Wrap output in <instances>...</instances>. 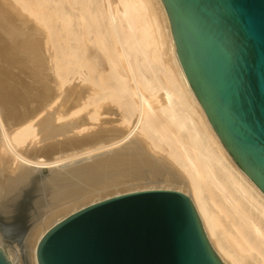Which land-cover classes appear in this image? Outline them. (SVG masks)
Instances as JSON below:
<instances>
[{"label": "bare ground", "instance_id": "6f19581e", "mask_svg": "<svg viewBox=\"0 0 264 264\" xmlns=\"http://www.w3.org/2000/svg\"><path fill=\"white\" fill-rule=\"evenodd\" d=\"M161 177L186 187L224 264H264V193L192 92L162 1L0 0V218L32 194L30 264L82 186Z\"/></svg>", "mask_w": 264, "mask_h": 264}, {"label": "water", "instance_id": "95a60500", "mask_svg": "<svg viewBox=\"0 0 264 264\" xmlns=\"http://www.w3.org/2000/svg\"><path fill=\"white\" fill-rule=\"evenodd\" d=\"M192 92L238 167L264 193V0H161ZM22 244V240H16ZM37 264H224L191 198L145 189L51 225ZM0 264H11L0 247Z\"/></svg>", "mask_w": 264, "mask_h": 264}, {"label": "rangeland", "instance_id": "374dc122", "mask_svg": "<svg viewBox=\"0 0 264 264\" xmlns=\"http://www.w3.org/2000/svg\"><path fill=\"white\" fill-rule=\"evenodd\" d=\"M6 64L9 65L8 62ZM103 154H105V153L102 152L99 154H95V157L99 156V155H103ZM90 161H91V158H87V159H81L79 161H75L72 163L73 164H79V163H85V162H90ZM167 172H169V173H167ZM163 173H164L163 177L173 178V174H171L170 170H168V171L164 170ZM166 178L163 179L161 177V178H158V180L155 178H148L150 180H148L146 178V180H145V178H143V179H138V180H134V181L133 180H127V181H123V182L122 181L113 182L110 179H106L104 182L96 183V185H93L94 187H92L90 185H84V186H82L83 189L81 190V192H79L77 194V196L67 197L68 201L66 203L67 204L70 203V204L66 207V209L63 212L56 214V216H57V217L55 216L56 219L54 217L52 220H50L52 222L50 223V221H49L46 226H47V228L50 227L51 225H53L54 223H56L57 221H59L60 219L65 217L66 215H68L69 213H71V212H73V211H75V210H77V209H79V208H81V207H83L89 203H92L94 201L101 200V199H104V198H107L110 196H114L116 194H121V193H125L128 191H134V190L158 189V188L171 189V190L182 189V191L187 190L186 187H184L182 185L179 186L178 184H176L173 179L167 180ZM93 184H95V183H93ZM167 184L171 185V186H168ZM86 186H89V187H86ZM30 194H31L30 192H26L25 195L23 197H21L22 200L20 199V201H19L20 203H19V206L17 207V210L14 213V218L9 219V220H4V219L0 218V228H1V232H2V237L4 239H6L5 242L8 244V247H10L11 249H13L15 251V258H17V259H15V263H18L19 260L21 259L22 264H27L28 262H29L28 264H30V261L28 259L29 258L28 253H26L28 251L25 247V242L23 240L26 232L33 225V220L30 219V217H29V212L32 209V206L30 204L31 199H32V194L31 195ZM59 205H60V203H59ZM51 209H52V211H55L58 209V207L52 205ZM19 210H20V212H18ZM5 235H6V237H5ZM18 239L22 240V244H19L16 241ZM2 241H4V240H2ZM11 246H13V247H11ZM15 249H17V250H15ZM17 252H18V254H17Z\"/></svg>", "mask_w": 264, "mask_h": 264}]
</instances>
